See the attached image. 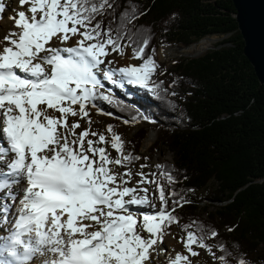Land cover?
I'll use <instances>...</instances> for the list:
<instances>
[{
    "label": "snow or ice",
    "instance_id": "1",
    "mask_svg": "<svg viewBox=\"0 0 264 264\" xmlns=\"http://www.w3.org/2000/svg\"><path fill=\"white\" fill-rule=\"evenodd\" d=\"M18 2L27 9L0 36V264H193L197 249L231 264L225 244L207 242L218 231L197 220L182 225L186 251L173 256L165 237L180 224L177 208L190 203L170 188L174 175L164 164L146 173L143 164L129 186V165L141 157L126 152L113 124L107 134L92 130L91 109L113 115L97 101L119 103L103 81L160 88L150 37L128 27L144 13L131 4L114 28L117 0ZM5 8L0 0V18ZM127 48L141 62L115 67L109 57ZM237 264L250 262L241 256Z\"/></svg>",
    "mask_w": 264,
    "mask_h": 264
},
{
    "label": "trees",
    "instance_id": "2",
    "mask_svg": "<svg viewBox=\"0 0 264 264\" xmlns=\"http://www.w3.org/2000/svg\"><path fill=\"white\" fill-rule=\"evenodd\" d=\"M117 4L114 28L131 4L144 13L128 27L150 37L146 53L159 65L153 81L160 88L153 93L138 87L131 97L123 89L113 94L119 103L97 101L115 115L106 126L113 124L117 131L120 117L137 124L132 137L119 133L126 152L141 157L129 166L151 163L161 148L171 153L172 159L160 164L175 177L170 188L190 203L177 208L180 224L170 230L176 227L183 235V224L200 221L218 231L207 242L225 244L231 264L241 256L250 264H264V84L244 54L233 1L117 0ZM103 19L107 26L113 15ZM208 36L219 37L214 48L162 68L160 46L190 45ZM154 130L155 141L149 134ZM143 145H151L147 154Z\"/></svg>",
    "mask_w": 264,
    "mask_h": 264
},
{
    "label": "rangeland",
    "instance_id": "3",
    "mask_svg": "<svg viewBox=\"0 0 264 264\" xmlns=\"http://www.w3.org/2000/svg\"><path fill=\"white\" fill-rule=\"evenodd\" d=\"M6 1L11 2V0H5V2ZM3 2H4V0H3ZM218 40H219L218 36H208V37L204 38L202 41V42L205 41L204 48L201 47V46H203L202 44H200L201 41L198 43L190 44V45H176V46H185L186 48L190 47V49H189L190 51H189V53H184V54L178 52V54H176L175 56H173L169 59H165L162 57L161 47L164 46V45H162L157 50L159 62L161 64H163L162 68L164 70H166V69L170 68L172 63L174 62V60H176L178 58L195 57V56L203 54L208 49L214 48V46ZM185 52H187V51H185ZM130 57H131V48H127L125 50V54L122 57L121 56H110L109 59L116 61L115 65H114L115 67L120 66L122 64H125L127 62H129L131 64H139L140 60L131 59ZM117 59H119V62L117 61ZM124 66H127V65H124ZM103 82L105 84V90L111 89L113 92H116L115 95H119L121 90H123V89L126 91L132 92L133 90H135L136 88L139 87V86L128 84L126 81H123L120 79H117L116 83H112L110 81H103ZM97 106L100 109H103L104 112L108 113V111L104 107L99 105L98 103H97ZM90 115H91V119L93 121V123L91 125L92 130L107 134L106 133V123L110 122L114 115L99 114L96 109H91ZM124 120L125 119H123L122 117H120L118 119L117 131H118V133H125L127 138H130L135 134V131L138 129V126L134 122H130L128 124H125L123 122ZM81 125H82V128L87 127V124L83 120L81 121ZM149 134H154V136H155L154 141H155L157 139V136H158V131L157 130L150 131ZM104 146L111 153L112 157H116L118 155V153L115 150L111 149L110 144L104 145ZM149 147L146 148L145 145H143V151L145 154H147V152H148L147 149ZM164 159H170L171 160L172 159L171 153L168 152V150L166 148H161L156 153V155L154 156L151 163H146L145 161H139L138 163L134 164L133 166H129L132 168V172H133V177H132V180H131L129 186L135 185V182L138 179V177L136 176V173L141 170L140 169L141 165H143V164L149 165V167L144 168L143 171H145L146 173L152 172V171L156 170L153 166L156 164H160ZM122 170H123V168L119 167L118 171L122 172ZM148 187L150 189V193L155 189V185H148ZM155 202L157 204V207H159V201L156 200ZM205 204H206L205 202H202L200 204V206L203 207ZM213 209H214L213 207H210V210H213ZM137 210L138 211H144V210H148V209H137ZM180 236H182V234L179 232L178 228L175 227L173 230H170V234L165 237V239L167 240V241L165 240L166 241L165 246H167L173 250L175 245L178 244L180 246L179 252H185L186 250L184 249L183 244L179 242ZM173 237H175V238H173ZM197 250L200 252V255L198 257H191L193 264H218V262L214 261L212 259V257L205 250H203V249H197ZM171 253H173V252H171Z\"/></svg>",
    "mask_w": 264,
    "mask_h": 264
},
{
    "label": "water",
    "instance_id": "4",
    "mask_svg": "<svg viewBox=\"0 0 264 264\" xmlns=\"http://www.w3.org/2000/svg\"><path fill=\"white\" fill-rule=\"evenodd\" d=\"M244 39V54L264 84V0H232Z\"/></svg>",
    "mask_w": 264,
    "mask_h": 264
},
{
    "label": "bare ground",
    "instance_id": "5",
    "mask_svg": "<svg viewBox=\"0 0 264 264\" xmlns=\"http://www.w3.org/2000/svg\"><path fill=\"white\" fill-rule=\"evenodd\" d=\"M4 3L6 5V8H5V11L3 13L2 18H0V36L7 33V31L12 29L14 26V21L12 19H10L9 17L14 16L16 14V12H18V11L26 10L28 7L27 5H25L23 8H21L18 0H11V2H9V1L5 2V0H4ZM202 41L200 42V44H202L203 46H201V47L204 48L205 41L204 42H202ZM69 43H71V42H69ZM189 49H190V47L186 48L185 46L164 45L163 47H161V54H162L163 58L169 59V58L175 56L176 54H178V52L182 53V54L189 53V51H190ZM185 51H187V52H185ZM117 61L119 62V59H117ZM128 63L129 62L122 64L120 66L131 64V63H129V64ZM120 66H116V67H120ZM118 169H119V166L116 167V171H118ZM179 251H180V246L178 244H176L173 251H172L173 253H171V254L174 256L176 254V252H179ZM162 258H161V264H166V261L163 260L164 258L163 259ZM37 264H39V262H37Z\"/></svg>",
    "mask_w": 264,
    "mask_h": 264
},
{
    "label": "built area",
    "instance_id": "6",
    "mask_svg": "<svg viewBox=\"0 0 264 264\" xmlns=\"http://www.w3.org/2000/svg\"><path fill=\"white\" fill-rule=\"evenodd\" d=\"M202 40H203V39H202ZM202 40H200V41H202ZM200 41H199V42H200ZM197 43H198V42H197ZM195 57H196V56H195Z\"/></svg>",
    "mask_w": 264,
    "mask_h": 264
}]
</instances>
